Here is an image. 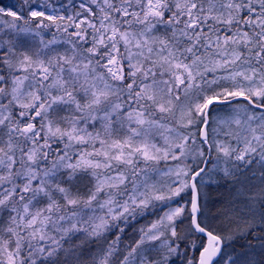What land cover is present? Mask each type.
Masks as SVG:
<instances>
[{"label":"snow or ice","instance_id":"1","mask_svg":"<svg viewBox=\"0 0 264 264\" xmlns=\"http://www.w3.org/2000/svg\"><path fill=\"white\" fill-rule=\"evenodd\" d=\"M0 264H264V0H0Z\"/></svg>","mask_w":264,"mask_h":264},{"label":"trees","instance_id":"2","mask_svg":"<svg viewBox=\"0 0 264 264\" xmlns=\"http://www.w3.org/2000/svg\"><path fill=\"white\" fill-rule=\"evenodd\" d=\"M8 2H10V0H8ZM8 2L4 1L3 3H8Z\"/></svg>","mask_w":264,"mask_h":264},{"label":"rangeland","instance_id":"3","mask_svg":"<svg viewBox=\"0 0 264 264\" xmlns=\"http://www.w3.org/2000/svg\"><path fill=\"white\" fill-rule=\"evenodd\" d=\"M6 1V0H3V2Z\"/></svg>","mask_w":264,"mask_h":264}]
</instances>
